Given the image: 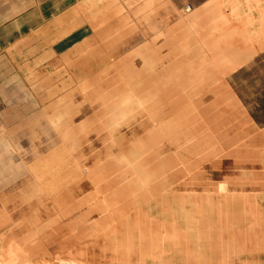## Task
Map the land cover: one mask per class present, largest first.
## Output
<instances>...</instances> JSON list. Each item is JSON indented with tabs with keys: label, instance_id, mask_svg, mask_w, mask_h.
Wrapping results in <instances>:
<instances>
[{
	"label": "rangeland",
	"instance_id": "1",
	"mask_svg": "<svg viewBox=\"0 0 264 264\" xmlns=\"http://www.w3.org/2000/svg\"><path fill=\"white\" fill-rule=\"evenodd\" d=\"M12 1L0 0V11L5 9L7 14L0 20V132L5 133L0 134V147L11 160L8 172L0 178L1 213L5 218L10 217L11 208L32 210L14 222L9 220L0 231L1 240L21 233L15 224L24 231L27 225L38 230L42 226L50 233L56 227L58 235L40 245L46 254L30 259L29 264H264V0ZM205 4L207 10H200ZM191 8L197 9L194 15L189 12ZM79 28L81 31L69 38H81L80 42L62 54L51 52L55 41ZM2 29L7 30L6 36H2ZM15 29H21L22 36L9 35ZM42 52L45 58L41 59ZM125 83L126 91L131 86L144 90L145 83L154 86V93L145 94L151 104L154 98L150 97L166 92L171 102L167 99L164 104L175 103L172 100L176 98H184L180 102L197 99L193 102L199 104L201 112L192 102L168 109L161 104L162 112L157 107L155 115L162 116L152 118H156L157 136L163 140L154 142L152 152L159 156V160L154 159L158 168L161 159V168L168 166L158 172L153 162L141 179L143 183L144 178L151 177L155 185L156 179L165 175L164 183L156 184L167 187L158 186L160 191L154 186L153 191L161 197L153 193L157 204L148 208L144 207L153 201L147 200L150 192L140 187L144 192L139 190L129 199L124 196V204L116 201L122 197H112L108 205L115 210L120 207L122 214L115 213L113 206L105 209L119 219L94 223L85 213L88 204L76 206L75 201L85 203L96 185L105 186L110 180L102 177L91 184L95 179L90 174L75 176L77 165L69 152L78 144L87 146L95 159L114 167L112 161L120 159L121 151L107 154V147H111L107 132L123 121L107 111L114 103L109 99L110 90L118 85L122 90ZM179 85L185 92L181 93ZM121 90L118 92L123 96L125 89L123 93ZM227 100H235L236 106L227 107ZM76 112L83 114L77 131ZM200 115L205 116L204 121ZM164 122L166 131L160 128ZM144 124L148 121L137 127L144 129ZM215 126L216 134L210 131ZM86 128L95 131L83 132ZM223 131L227 140L232 133L238 136L231 141L238 137L244 141L253 133L258 141L250 138L253 143L249 139L244 144L239 140L235 147L229 140L232 151L228 148L222 154L217 152L220 143L215 136ZM76 135L87 138L78 143ZM91 135L98 137L99 149L91 147ZM164 151L173 159L169 160ZM64 154L69 164L62 162ZM236 159L237 164H243L238 166L247 170L234 168ZM90 162L84 165L91 167ZM251 164L257 167L255 172ZM167 169L169 175L164 172ZM179 173L184 174L183 179ZM170 174L173 178L167 180ZM218 185L226 188L225 192L224 188L223 193L218 192ZM236 216L245 222H238ZM82 221L83 228L78 230ZM245 225L247 228L242 227ZM163 232H167L164 238Z\"/></svg>",
	"mask_w": 264,
	"mask_h": 264
},
{
	"label": "bare ground",
	"instance_id": "2",
	"mask_svg": "<svg viewBox=\"0 0 264 264\" xmlns=\"http://www.w3.org/2000/svg\"><path fill=\"white\" fill-rule=\"evenodd\" d=\"M207 4V3H206ZM205 4V6H203V7H201L200 8V10H207V8H208V5H206ZM204 5V4H203ZM196 11H197V9H193V8H191L190 9V13L192 14V15H194L195 13H196ZM186 82H188V80L186 81ZM185 82V84H186V86H187V83ZM137 85H141L140 83L139 84H137ZM79 86V85H78ZM179 86H181V85H179ZM179 86L177 87V88H179ZM122 87V86H121ZM184 87V86H183ZM180 88H182V86L180 87ZM179 88V89H180ZM65 89H66V87H65ZM124 89H125V92H124V94H123V96H122V94H121V96H120V94H119V92H118V90H121L120 89V86L118 85L115 89H111L110 90V96H109V99L111 98L112 100H113V104L112 105H110L109 106V109H108V113H109V115H112V116H114V117H119V118H121L122 119V121H123V123L122 124H119V125H117V127L116 126H111L110 128H109V131L107 132L108 133V142H109V144H111V147L110 146H108L107 147V154H111L112 152H113V150H116V151H121V154H120V159L119 160H114V161H112V163H113V166L114 167H108V165H103L102 164V162L100 161V160H98V158H96L95 159V154H90V153H88L87 152V150H86V148H87V146H84L83 147V145H80V144H78L77 146H76V148H75V151H72V152H69V155H70V157L74 160V162L76 163V165H77V167L75 168V176H82V175H84V174H90L89 176H92L93 177V179H95V182H93V183H91V184H96L100 179H102V177L103 178H106V179H108V180H110V181H108L107 182V185H105V186H100V185H96V187H95V192H90V194L86 197V200H85V203L84 202H82L81 201V199L80 200H76L75 201V205L77 206V205H81V204H85V205H87V209L85 210V213H87L88 215H89V217H90V220H91V222H97V221H100V222H102V221H104V220H107V222H108V220H109V222L108 223H110V221H112L113 219H116L117 217H118V215L116 216V210H117V213L119 214V213H121V212H119L118 210H120L119 208L120 207H116V210H115V207L113 206V205H108L109 203L111 204L112 202V200H111V198L113 197L114 198V200H116V198L118 199L119 197H120V199H121V197H122V199H121V201L118 199V200H116L117 201V203L118 202H120V204L121 203H123L124 201H122L123 200V197L125 196V197H131V194H133L134 195V193H136L137 194V192L139 193V190H140V193H143L144 191H147V192H150V193H147V192H145V193H147V195H150V196H152V197H148L147 195V197H148V199L147 198H143L144 200L145 199H147L148 201L149 200H153V201H151V203H149L148 204V202H144V203H147L148 205H145V207L144 208H148V207H150V206H154L155 204H157L156 203V201L153 199L154 197H155V194L156 193H158V191L156 192H154L153 190H154V186L156 185L157 186V188L159 189L160 187L161 188H163L162 187V185H164V184H162V185H157L156 184V182H158V184H159V182H161V183H164L163 182V179H164V177H165V173L163 174V172H161V174H163L164 175V177L163 176H160V175H158V173H156V171H155V174H157L158 176H160V177H163L162 178V180H161V178H160V180L158 181V179L159 178H157L158 176H156V177H154V181H155V178H157L156 179V182H155V185L154 184H152V183H154V182H152V181H150V179H152L151 177L149 178V180H148V178L146 179V178H144V180L145 181H149L148 183L146 182V184L143 182L142 183V179H141V176H142V174L144 173V171H147V170H151L150 168H151V166H149V165H153V162H154V159H157V160H159V156H158V158H157V156H153V152H152V150H153V146H155V144H154V142H156V144H157V142H158V144H159V142L161 141V140H163V139H161V136H159L160 138L158 139V136H157V133H158V131H157V127H156V125L154 124V122H153V119L155 118V117H157V116H162V115H160L158 112V114L159 115H155L156 114V109H158V111L159 112H162V110L160 111V108L163 106V105H161V104H164L165 103V101L167 100V99H169L168 97V94H167V92L166 91H164V92H166L165 94L164 93H161V94H159L158 96H152V97H150V98H154V104H151L149 101H147L146 100V98H148L149 99V97H147V95H145V94H151V93H154V91H155V88H154V86H152V85H150V83H145V89L144 90H138L137 89V87L136 86H131L130 87V89L131 90H128V91H126L127 89H129L128 88V86H127V83H125L124 84V88L121 90L122 92L121 93H123V91H124ZM184 90V88H182V90H181V93H183V92H185V91H183ZM76 91L78 92V95H79V93H80V91H79V88L78 87H76ZM142 91H143V93H142ZM168 91V90H167ZM175 91V90H174ZM176 92V91H175ZM177 92H178V89H177ZM192 92H195V90H193V91H190V93H192ZM119 94V96H118V94ZM173 93V92H172ZM164 94V95H163ZM170 94V93H169ZM176 95V94H175ZM174 95V96H175ZM177 95H180V93H178ZM182 95V94H181ZM180 95V96H181ZM171 96V95H170ZM201 96V95H200ZM203 96V95H202ZM202 96H201V99H202ZM175 97H177V96H175ZM175 97H174V99H175ZM183 97V96H182ZM185 97V96H184ZM179 98V97H178ZM196 98H198V101H199V97H196ZM220 98V97H219ZM171 99H173V97L171 98ZM185 99H187V98H185ZM193 99V98H192ZM200 99V100H201ZM223 99V98H222ZM221 98H220V100H222ZM170 100V99H169ZM168 100V101H169ZM180 100H184V98H180V99H177L176 98V100H172V101H175V103H170V104H164V106L165 107H167V109H168V107H172L173 105H175V104H179V103H182V102H180ZM189 100H191V98L189 99ZM225 100V99H224ZM193 101H197V99L196 100H193ZM193 101H186V102H192V105H194L193 103H195V102H193ZM226 101V100H225ZM169 102H171V100L169 101ZM186 102H183V104L185 103V104H187ZM229 101L227 100V103H228ZM166 103H168V102H166ZM200 103V102H199ZM222 103V102H221ZM226 102L224 103V105H226L227 104ZM233 103V104H232ZM232 103H231V101L229 102V106H227V107H232V106H230V105H234L232 108H234L236 105V102H235V100L234 101H232ZM182 104V105H183ZM196 104V103H195ZM159 105L161 106V107H159ZM180 105V104H179ZM199 104H196V106H195V109L196 108H198L199 106H198ZM216 105V104H215ZM220 105V104H219ZM158 107V108H157ZM175 107V106H174ZM216 107V106H215ZM219 107V106H218ZM218 107L216 108L217 110V112L219 111L220 112V109L218 110ZM164 108V107H163ZM162 109V108H161ZM166 109V108H165ZM164 109V110H165ZM172 109H174V108H172ZM200 108H198L197 109V111L199 110ZM177 110V109H176ZM175 110V111H176ZM201 110H203V111H205L204 110V108H202ZM167 111H169V110H167ZM171 111V110H170ZM200 111V110H199ZM198 111V112H199ZM201 112V111H200ZM164 113V112H163ZM202 113H204L205 114V112H202ZM155 115V117L154 118H152L153 116ZM173 115V114H172ZM207 114H205V116H206ZM74 118H77V120H78V122L76 123V126H75V130L77 131L78 129L76 128V127H78V126H80L79 125V121H80V118H81V116H83V114L82 113H80V112H76L74 115ZM164 116H165V113H164ZM201 116V115H200ZM204 116V117H205ZM201 117H203V116H201ZM204 117L202 118L203 119V121H204ZM140 118H141V120H140ZM205 118H208V116H206ZM148 121V124L145 126V124L143 125L144 127V129H139L138 127H137V125L139 124V123H142V122H146V120ZM156 119V118H155ZM152 120V121H151ZM158 120V122H159V119H157ZM156 120V121H157ZM21 121V120H20ZM19 121V122H20ZM205 121H208V120H205ZM222 121V120H221ZM220 121V122H221ZM18 122V123H19ZM157 122V123H158ZM156 123V124H157ZM10 124V123H9ZM149 124H151V126L149 125ZM166 124H167V122L165 123H163V124H161L160 125V128H162V130H165V128H163L164 126H166ZM197 124V123H196ZM159 128V127H158ZM216 128H218V127H212L211 129L212 130H210L212 133H214V134H216ZM166 130H168L167 128H166ZM165 130V131H166ZM217 130H219V129H217ZM224 130V129H223ZM95 131V129H91V128H86L85 130H83V132H88V133H93ZM233 131V130H232ZM218 132V131H217ZM221 132V131H220ZM251 132V131H250ZM250 132H249V134H250ZM195 133V132H194ZM208 133V132H207ZM225 133V135H226V132H224L223 131V133H220L221 135H216L215 137L217 138V140L219 141V146L217 147V152H222V154L224 153H226L225 151L226 150H228V148H229V145H233L236 141L238 142L239 140L242 142V143H244V141L246 140H249L250 138H252V139H254V138H257V135H256V137H252L253 136V133H252V136L249 138V139H244V141H243V139L241 140L240 139V137H238V139L239 140H234V141H231V140H233L234 138L235 139H237L236 137L238 136H236L235 135V137L233 136L234 134L232 133V136H231V138H233V139H231V138H229V140L233 143H231L229 140H227L226 138V136L224 135L223 136V134ZM228 133H230V132H228ZM237 133V132H236ZM235 133V134H236ZM0 134H5L4 133V130H2V132H0ZM159 134V133H158ZM245 134V133H244ZM248 134V133H247ZM193 135V134H192ZM228 135V134H227ZM255 135V134H254ZM259 135V134H258ZM194 136V135H193ZM196 136V135H195ZM200 136V135H199ZM230 136V135H229ZM241 136V135H240ZM242 136H244L243 134H242ZM249 136V135H248ZM91 138H90V142H91V147L93 148V149H99L100 148V146H99V144H98V141H99V139H98V137L97 136H95V135H91L90 136ZM226 137V138H225ZM87 138V136H85V135H76V141L78 142V143H80V142H82V140H85ZM244 138V137H243ZM248 138V137H247ZM259 138V137H258ZM161 139V140H160ZM115 140H116V142L117 143H114L115 142ZM160 140V141H159ZM229 141V142H228ZM240 141H239V143H240ZM250 141L252 142L253 140H251L250 139ZM254 141H258L257 139L255 140L254 139ZM165 141H163V143H164ZM183 142V141H182ZM251 142H249V143H251ZM215 143H217V142H215ZM228 143H230L229 145H228ZM246 144H248V142H245ZM244 143V144H245ZM253 143V142H252ZM254 143H256V142H254ZM236 145H233V146H238V144L237 143H235ZM74 145H76L75 143H74ZM253 145V144H252ZM4 146H6V145H4ZM3 146V147H4ZM70 145H68V147H69ZM248 146V145H247ZM234 147V148H235ZM240 147V146H239ZM238 147V148H239ZM67 148V147H66ZM180 148H182V147H180ZM231 149H232V146L230 147ZM229 148V150H231ZM242 148H243V145H242ZM251 148V147H250ZM157 149V148H156ZM159 149H161L160 147H159ZM207 149V148H206ZM112 152H111V151ZM234 150V149H233ZM247 150V149H246ZM250 150V149H249ZM111 153H110V152ZM163 151V150H162ZM232 151V150H231ZM235 151V150H234ZM237 151H239L238 149H237ZM109 152V153H108ZM161 152V151H160ZM160 152H158V153H160ZM165 152V151H164ZM168 152V151H167ZM167 152H165V153H167ZM179 152V151H178ZM200 152V151H199ZM229 152V151H228ZM241 152V151H240ZM245 152V151H244ZM247 152H248V150H247ZM154 153H156V152H154ZM246 153V152H245ZM250 153H251V151H250ZM249 153V154H250ZM168 154V153H167ZM230 154L232 155L233 154V156L235 157V155H234V153H231L230 152ZM229 154V155H230ZM239 154V153H238ZM237 154V155H238ZM243 154V153H242ZM248 154V155H249ZM160 155V154H159ZM164 155V154H163ZM169 155V154H168ZM236 155V156H237ZM241 155V154H240ZM252 155V154H251ZM254 155V154H253ZM253 155H252V158H253ZM256 155V154H255ZM161 157H163L162 156V154L160 155ZM210 156V155H209ZM244 157V159H246L245 157H248V156H245V155H243ZM67 157V155L66 154H64V158H63V161L62 162H64V163H66V164H69L66 160H65V158ZM154 157H156V158H154ZM160 157V158H161ZM165 157H168V156H164V158ZM223 157V156H222ZM228 157H230L231 158V156H228ZM227 157V158H228ZM238 157V156H237ZM237 157H235V158H237ZM250 157V156H249ZM256 157H258V156H256ZM256 157H254V158H256ZM235 158H232V160L233 159H235ZM243 158H241L242 160H244ZM251 158V159H252ZM95 159V160H94ZM166 159V158H165ZM164 159V163H165V160ZM169 160H172L173 159V157L170 159V155H169V158H168ZM240 159V160H241ZM247 159H250V158H247ZM246 159V160H247ZM237 160L239 161V159H236V161L234 162V161H232V163L234 162V163H236V167H234V168H240L242 165L240 164V162H238V164H237ZM260 159H259V157H258V160H257V162L259 161ZM91 161V162H90ZM251 161V160H250ZM253 161H255V159L253 160L252 159V163H253ZM85 162H90L91 163V167H86L84 164H85ZM161 162V163H160ZM167 162H168V160H167ZM245 162V161H244ZM243 162V163H244ZM246 162H249V160L248 161H246ZM245 162V163H246ZM260 162V161H259ZM9 163H11V160H9V159H6V157H5V155L2 153V151H1V147H0V178H2L7 172H8V170H9ZM111 163V164H112ZM157 163H159L160 165L161 164H163V161H162V159H161V161H158ZM169 163H170V161H169ZM12 164L14 165L15 164V162H12ZM154 164H155V166L157 167V169H159V170H157L158 172L159 171H161V169L162 170H164V169H166V167L168 166V164H166V166H164L163 168H161L162 166H160L159 165V167L161 168H158V166H157V164H156V161L154 162ZM241 165V166H238V165ZM247 164V163H246ZM250 164V163H249ZM254 164L256 165V162H254L253 163V166H254ZM245 165V164H244ZM150 167V168H148L147 169V167ZM233 166H234V164H233ZM246 166V165H245ZM247 166H248V164H247ZM252 166V164H251V166L250 167H252V170L255 172L256 171V168H254ZM71 167V166H70ZM154 167V166H153ZM156 167H154V168H156ZM238 168V169H239ZM244 168V167H243ZM242 167L240 168V169H243ZM248 168V167H247ZM235 169V170H236ZM244 169H246V168H244ZM250 169V168H249ZM255 169V170H254ZM247 170V169H246ZM252 170H249V173L252 171ZM26 171H28V170H26ZM168 169L167 170H165L164 172H166L167 173V175H169L168 174ZM233 171V170H232ZM231 171V172H232ZM252 171V172H253ZM12 172H14V169L12 170ZM69 172H72V170L70 169V171ZM147 172H150V171H147ZM236 172H237V170H236ZM223 173V172H222ZM228 173V172H227ZM227 173H224L225 175L227 174ZM238 173H242V171H238ZM154 173H152V175H153ZM172 174V173H171ZM170 174V176L171 177H169V176H166V179L168 180V178H173V176ZM180 174V173H179ZM234 174H235V172H234ZM252 174V173H251ZM95 175H98V176H95ZM148 175L149 174H147V177H148ZM184 174H182V176H183ZM143 176H145L144 174H143ZM179 176V175H178ZM180 176H181V174H180ZM182 176H181V178H182ZM232 176V175H231ZM231 176H230V178H231ZM244 177H245V174L243 175ZM247 176H248V174H247ZM246 176V178H249V177H247ZM146 177V176H145ZM168 177V178H167ZM174 177H175V173H174ZM180 178V177H179ZM179 178H174V179H179ZM6 179H9V177L7 176V178ZM171 179H169V181L171 182V184H172V182H173V180H171ZM183 179V178H182ZM167 180H165V181H167ZM229 181H231V180H229ZM233 181V180H232ZM235 181V180H234ZM237 181H238V179H237ZM132 182V183H131ZM170 182H169V186L168 187H170ZM175 182V181H174ZM225 182V181H224ZM243 182V181H242ZM130 183V184H129ZM222 183V182H221ZM228 183V182H227ZM234 183V182H233ZM143 184H145V185H143ZM218 184V183H217ZM225 184V183H224ZM168 185V184H167ZM158 186H160V187H158ZM164 186H166V185H164ZM222 186H223V184H222ZM221 185L219 186H217V187H220V188H216L217 189V191L218 192H220V190L222 191V192H220V193H223V190H224V192H225V189L226 188H224V187H222ZM1 187L3 188V186L1 185ZM138 187H140L141 189L143 188L144 189V191L143 192H141V189H138ZM167 187V186H166ZM11 189H13V187H10ZM156 188V189H157ZM160 188V191H162V189ZM208 188V187H207ZM224 188V189H223ZM166 189L167 188H165V190H164V193L163 192H160L159 191V193H163V194H165L166 193ZM169 189V188H168ZM192 189V188H191ZM211 189V188H210ZM223 189V190H222ZM67 190H70V191H72V188H70V187H68V189ZM171 190V189H170ZM193 190V189H192ZM211 191H212V189H211ZM210 191V192H211ZM169 192V191H168ZM193 192V191H192ZM196 192V191H195ZM209 192V193H210ZM214 192H215V194H217L216 193V191L214 190ZM153 193H155V194H153ZM206 193V192H205ZM209 193H208V195H209ZM214 194V193H213ZM219 194V193H218ZM157 195V194H156ZM159 195V194H158ZM158 195H157V197H158ZM143 196H145V195H143ZM160 196V195H159ZM210 196V195H209ZM214 196H215V198L216 197H218V196H216V195H213V198H214ZM116 197V198H115ZM161 197V196H160ZM165 197V196H164ZM211 197H212V195H211ZM220 197H223V195H221ZM112 198V199H113ZM126 198V199H127ZM185 198V197H184ZM61 199H65V197L64 196H62V198ZM125 199V198H124ZM129 199V198H128ZM127 199V200H128ZM142 199V200H143ZM158 199H160V198H158ZM157 199V200H158ZM167 199V198H166ZM186 199V198H185ZM195 199V198H194ZM194 199H192V200H194ZM198 199H199V197H198ZM219 199H221V198H219ZM127 200H125V201H127ZM143 200V201H144ZM161 200H162V198H161ZM165 200V199H164ZM196 200V199H195ZM116 201L114 202L113 201V204L114 203H116ZM165 201H167V200H165ZM161 202V201H160ZM169 202V201H168ZM198 202V201H197ZM116 203V204H117ZM143 203V204H144ZM162 203V202H161ZM177 203V202H176ZM181 203V202H180ZM119 204V203H118ZM124 204V203H123ZM142 204V203H141ZM140 204V205H141ZM158 204H159V202H158ZM193 204V203H192ZM162 205V204H161ZM164 205V204H163ZM170 205H172V204H170ZM178 205V204H177ZM106 206H108V209H109V207L111 208V206H113V208H114V210H115V213L113 212V211H109V212H107V210L105 209L106 208ZM184 206V205H183ZM136 207V206H135ZM227 207H228V205H227ZM236 207H238V206H236ZM113 208H112V210H113ZM14 209V208H13ZM12 208H11V213H10V217H5V218H2V213L1 212H3L4 213V211H1V195H0V231L1 230H3V229H5L6 228V226H7V224H9L10 222H9V220H11L12 222H14V220H16L17 218H19V217H21V216H24V214L25 215H27L28 213H29V211H31L32 210V208H27V207H18V208H16V209H14L13 210ZM218 209V208H217ZM140 210V209H139ZM170 210V209H169ZM196 210V209H195ZM221 210V209H220ZM131 211V210H130ZM125 212H127V211H124V213ZM162 212V211H161ZM175 212V211H174ZM177 212V211H176ZM31 213V212H30ZM113 213H114V215H113ZM179 213V212H178ZM195 213H197V212H195ZM122 214V213H121ZM131 214V213H130ZM205 214V213H204ZM113 215V216H112ZM127 215V214H126ZM133 215V214H132ZM162 215V214H161ZM167 215V214H166ZM171 215V214H170ZM176 215V214H175ZM188 215V214H187ZM219 215V214H218ZM121 216V215H120ZM241 216V215H240ZM34 217V218H33ZM142 217V216H141ZM164 217V216H163ZM178 217V216H177ZM237 217V216H236ZM245 217V216H244ZM25 218V217H24ZM23 218V219H24ZM32 218L33 219H36L37 217L36 216H33L32 215ZM123 218H124V216H123ZM206 218V217H205ZM238 218V217H237ZM118 219H119V217H118ZM125 219V218H124ZM130 219H132V217L130 218ZM178 219V218H177ZM37 220V219H36ZM35 220V221H36ZM154 220V219H153ZM152 220V221H153ZM238 222H245V219L243 218V217H241V218H238V219H236ZM114 221V220H113ZM188 221V220H187ZM209 221V220H208ZM23 222V221H22ZM167 222V221H166ZM194 222V221H193ZM213 222V221H212ZM235 222V221H234ZM246 222H248L247 220H246ZM21 223V222H20ZM19 223V224H20ZM102 223H104V222H102ZM133 223V222H132ZM78 224H80V225H77V228H78V230L82 227L83 228V221L82 222H80V223H78ZM105 224V223H104ZM142 224V223H141ZM147 224V223H146ZM237 224V223H236ZM248 224H249V222H248ZM247 224V225H248ZM32 225V224H31ZM31 225H27V226H29L28 228H27V230L26 231H24L23 230V227H20V226H16V224L13 226V227H17L16 229L20 232L21 231V233L20 234H16L15 233V237H13V239H9L8 237L9 236H11V233H10V235L7 237L8 239H4V240H1V238H3L2 236L0 237V264H29V261H30V259H35V258H37V257H39V256H41L42 254H46V251H45V249L42 247V246H40L41 244H43V243H46V242H48L49 241V239H51V237L52 236H54V237H56L57 235H58V232H57V230H56V227L55 228H53L54 229V232H52L51 231V233L50 232H44V231H46V230H44L43 229V227L41 226H39V229L40 230H38L37 229V227L36 226H33L34 227V229L33 230H31ZM36 225H38V224H36ZM94 225H96V224H94ZM115 225V224H114ZM143 225V224H142ZM141 225V226H142ZM148 225V224H147ZM147 225H145L146 227H147ZM247 225H245V226H242V227H246ZM250 225V224H249ZM10 226V225H9ZM25 226V225H24ZM101 226V225H100ZM99 226V227H100ZM144 226V225H143ZM142 226V227H143ZM12 227V228H13ZM26 227V226H25ZM32 227V228H33ZM87 227V226H86ZM11 228V229H12ZM41 228H42V230H41ZM247 228V227H246ZM10 229V230H11ZM20 229H22V230H20ZM146 229V228H145ZM9 230V231H10ZM49 230H51V229H49ZM77 230V231H78ZM95 231V230H94ZM129 231V230H128ZM140 231V230H139ZM11 232H14V231H11ZM57 232V233H56ZM61 232V231H60ZM143 232V231H142ZM241 232V231H240ZM3 234H5V233H3ZM2 234V235H3ZM14 234V233H13ZM12 234V235H13ZM130 234V233H129ZM140 234H142V233H140ZM5 235H7V234H5ZM132 235V234H131ZM147 235V234H146ZM133 236V235H132ZM167 236V232H163L162 234H161V237L162 238H164V237H166ZM140 237V236H139ZM142 237H143V235H142ZM11 238V237H10ZM55 239V238H54ZM57 239V238H56ZM36 240V241H35ZM35 241V242H34ZM57 242V241H56ZM76 242V241H75ZM9 244V245H8ZM56 244V243H55ZM54 244V245H55ZM56 246H57V244H56ZM46 247V246H45ZM49 247V246H48ZM58 247V246H57ZM62 248V247H61ZM65 248H67V247H65ZM46 249H47V247H46ZM48 250V249H47ZM66 251V250H65ZM60 253H64V250H61V251H59ZM69 252V251H68ZM48 253V252H47ZM57 255L59 254V253H56ZM56 257V256H55ZM157 258V257H156ZM31 263V262H30ZM176 264V263H175Z\"/></svg>",
	"mask_w": 264,
	"mask_h": 264
},
{
	"label": "crops",
	"instance_id": "3",
	"mask_svg": "<svg viewBox=\"0 0 264 264\" xmlns=\"http://www.w3.org/2000/svg\"><path fill=\"white\" fill-rule=\"evenodd\" d=\"M15 3V0L14 1H12L11 3ZM17 3H22V0H18V1H16ZM5 10V9H4ZM4 10L2 11H0V20H2L3 18H5L6 16H7V14H4L3 12H4ZM5 15V16H4ZM7 18V17H6ZM20 18H18V20H19ZM3 30V29H2ZM6 29H4L3 31H2V36H6L7 35V33H6ZM78 31H81L80 30V28L79 29H75V30H73L71 33H69L68 35H66L64 38H62V39H59L58 41H55V43L53 44V47H52V53L53 54H62V53H64V52H66L69 48H71L72 46H74L75 44H77L78 42H80L81 41V38L80 39H77L76 41H71L70 40V36H73L75 33H77ZM22 31H21V29H15L13 32H10L9 33V35H11V36H22ZM76 35V34H75ZM80 40V41H79ZM68 42V43H67ZM58 47H60V49H58ZM61 49H62V51H61ZM61 52H60V51ZM41 54V59L42 58H45V54H43V52L42 53H40Z\"/></svg>",
	"mask_w": 264,
	"mask_h": 264
}]
</instances>
